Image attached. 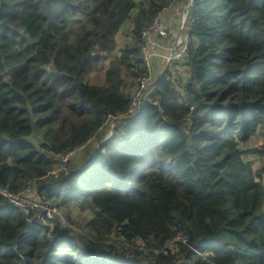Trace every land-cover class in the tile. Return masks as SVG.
Returning a JSON list of instances; mask_svg holds the SVG:
<instances>
[{
  "label": "trees",
  "instance_id": "16d2710c",
  "mask_svg": "<svg viewBox=\"0 0 264 264\" xmlns=\"http://www.w3.org/2000/svg\"><path fill=\"white\" fill-rule=\"evenodd\" d=\"M174 2L0 0V189L68 224L0 197V264H264V140L258 171L241 151L264 129V0H192L186 82L167 68L129 115L142 32Z\"/></svg>",
  "mask_w": 264,
  "mask_h": 264
},
{
  "label": "built area",
  "instance_id": "2783aa9c",
  "mask_svg": "<svg viewBox=\"0 0 264 264\" xmlns=\"http://www.w3.org/2000/svg\"><path fill=\"white\" fill-rule=\"evenodd\" d=\"M170 8V7H169ZM168 8V9H169ZM164 10L162 13L156 15L150 25L142 32L143 46L141 48V59L145 68L144 77L139 80L138 92L132 97L131 106L129 110V115L137 112L144 101V94L151 90L154 82L158 77L152 78L153 63L156 64L157 61L163 62V70H165L169 65L176 61H182L187 50L186 42L187 36L180 38L177 36L174 39L172 48L168 49L167 54L163 55L159 49V44L157 40L166 39L168 32L163 25V15L168 10ZM186 16H182V22L186 21ZM186 29V26H185ZM152 49V54L148 50ZM167 51V50H166ZM153 60V63H152ZM113 126L109 130H112ZM109 132H106L104 138L109 136ZM71 154H68L64 158L60 159V167L57 171L59 173L64 171V161ZM54 176V174H53ZM33 189L27 188L23 194L14 195L9 193L7 190L0 189V197L7 200L8 204L15 209H19L24 215H29L30 213H35V221L40 225H45L44 222L51 220L53 217L58 216L54 209H51L46 202L43 200L32 199ZM62 222V221H60ZM193 253L197 255V251L193 250Z\"/></svg>",
  "mask_w": 264,
  "mask_h": 264
},
{
  "label": "rangeland",
  "instance_id": "374dc122",
  "mask_svg": "<svg viewBox=\"0 0 264 264\" xmlns=\"http://www.w3.org/2000/svg\"><path fill=\"white\" fill-rule=\"evenodd\" d=\"M184 14H186V12ZM126 31H127V29L124 26L121 29L120 33H118L116 35V37H115L116 50L113 54L106 57V59L102 62L101 68L97 72H95L94 74L91 75V80L93 83L97 84L98 82L102 81L104 69L107 68V66L111 62V60H113L115 57L118 56L119 51L128 44L129 35L125 33ZM157 42L162 43L163 45H166L165 39L157 40ZM173 43H174V40L172 41L171 46L169 45V46L165 47V49L167 50L165 54H167L169 48H172ZM186 46H187V42H186ZM148 52H150L152 54V49L148 50ZM157 62H159V61H157ZM152 63H153V60H152ZM182 64H183V61H176L167 67V68H169V72L172 74L173 78L178 79V80H180L179 78L186 79L185 78L186 77L185 76L186 75V73H185L186 68ZM162 66L160 67L159 65L157 66L156 64L153 63L152 78L162 76V71H165L167 69L166 68L165 70H163ZM177 77H179V78H177ZM180 81H182V80H180ZM185 82H186V80H184L182 83L184 84ZM113 124L114 123L108 122L106 124V126L104 127V129L100 132V136L105 132H109V130L111 129ZM97 139H98L97 137H94L83 150H81L78 154H76L74 156H72V154H71L69 157L66 158L64 163H67L68 160L74 158L72 162L75 165H79V163H81L87 157L85 155H88L90 153V151L93 149L94 145L96 144ZM263 140H264V129H260L258 134L254 138L249 140L245 145L241 146V151L243 152L242 160L244 162L250 163L252 165V168L254 171H258L262 167V162H261L262 160L254 154H248V152L253 150V149L258 148L259 146H261L263 144ZM58 176H59L58 173L55 172L54 176H52V177L55 178ZM263 183H264V179H263ZM58 213L61 215V219H62L61 225L63 227H67L68 224L64 219V212L59 211ZM72 213H73L72 218H74V219H80L81 217H83V218L88 217L87 213H80L78 210H76L74 208L72 209ZM44 223L47 224V222H44Z\"/></svg>",
  "mask_w": 264,
  "mask_h": 264
},
{
  "label": "crops",
  "instance_id": "0c3cea01",
  "mask_svg": "<svg viewBox=\"0 0 264 264\" xmlns=\"http://www.w3.org/2000/svg\"><path fill=\"white\" fill-rule=\"evenodd\" d=\"M189 0H175V2L173 3V5L166 11V13L163 15V25L165 27V29L168 32L167 38L165 39V43L166 45H163L162 43H159V51L165 55L166 53V49L165 47L167 46H171L172 41L179 36L180 38L185 36V26H186V22H182V16H184L185 12H186V8L188 6ZM127 31L125 32L126 34L129 35V26L126 24L125 25ZM120 33V32H119ZM119 54V53H118ZM156 65L158 66H162L163 63L161 61L157 62ZM186 73V79H181L179 77L180 83H182L184 80H187L188 76H187V72ZM183 84V83H182Z\"/></svg>",
  "mask_w": 264,
  "mask_h": 264
},
{
  "label": "water",
  "instance_id": "95a60500",
  "mask_svg": "<svg viewBox=\"0 0 264 264\" xmlns=\"http://www.w3.org/2000/svg\"><path fill=\"white\" fill-rule=\"evenodd\" d=\"M191 3H192V0H189V3H188V6H187V9H186V18L188 17V14H189V11H190V8H191Z\"/></svg>",
  "mask_w": 264,
  "mask_h": 264
}]
</instances>
